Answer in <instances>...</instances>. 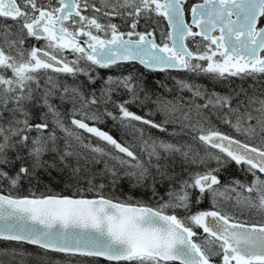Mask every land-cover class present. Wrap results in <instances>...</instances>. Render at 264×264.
Instances as JSON below:
<instances>
[{
  "label": "snow or ice",
  "instance_id": "6c2138e0",
  "mask_svg": "<svg viewBox=\"0 0 264 264\" xmlns=\"http://www.w3.org/2000/svg\"><path fill=\"white\" fill-rule=\"evenodd\" d=\"M160 19L168 31H161L157 42L156 29L147 22L159 27ZM29 40L36 43L28 45ZM123 63L213 79L252 78L254 84L223 95L178 80L180 91L190 97L152 100L132 74L108 76L99 95L58 79L83 74L95 83V69ZM257 81L264 85V0H0V241L115 264H217V258L219 264H264V223L242 221L228 210L231 205L264 215V179L258 175L264 174V87ZM117 89L129 99L113 102ZM55 99L72 101V128ZM146 101L162 120L129 110V104ZM108 103H114L118 114L107 107L99 111ZM37 109L42 115L33 122ZM102 116L138 133L141 154L97 126ZM213 118L233 134L222 131ZM137 123L160 132L178 125L179 131L174 128L170 135L187 133L204 151L187 142L145 139ZM57 130L64 133L63 148ZM79 130L98 143H85ZM74 144L87 150L91 160ZM49 153L55 154L51 161L45 159ZM72 158L75 167L69 163ZM177 158L187 178L170 174L168 161ZM81 159L84 165L103 163V172L88 178ZM110 160L124 169L123 177L134 181L133 187L151 178L153 196V170L168 179L167 199L161 197L158 206L150 207L131 197L104 195L105 185L94 183L97 175L110 174L113 188L122 178ZM232 163L253 181H223L222 172ZM61 164L72 176L86 178L88 188L78 187L75 195L15 194L23 181ZM92 192L88 198L86 193ZM205 199L212 206L201 210ZM181 210L185 215H178ZM18 255L15 248L0 249V257L10 256L12 264Z\"/></svg>",
  "mask_w": 264,
  "mask_h": 264
},
{
  "label": "trees",
  "instance_id": "16d2710c",
  "mask_svg": "<svg viewBox=\"0 0 264 264\" xmlns=\"http://www.w3.org/2000/svg\"><path fill=\"white\" fill-rule=\"evenodd\" d=\"M143 28V27H142ZM128 74H132L134 77L137 78V81L141 84L142 88L147 92L149 97L152 100L156 98V96H164L168 99H173L174 97L184 96L190 97L191 93L187 92L186 90L181 92L177 86L178 80H186L191 83H195L197 85L202 86L203 88L207 89L208 91L217 92L223 95H227L229 93H233V90H238L241 86L248 90L253 86L254 81L252 78H248L245 80H241L236 77H231L229 79H213L209 75L205 74H197V73H190L188 71H149L145 69L143 66L137 63H124L118 67H114L111 69H100L97 68L93 72V75L96 77L95 83H91L86 76L83 74L80 75L78 80L71 77H65L60 75L58 79L61 82H66L69 85H76L80 86L82 90L85 91L86 94L91 93L93 90L96 91L97 95H99V90L104 87V81L107 79L108 76L119 77L125 76ZM259 86L264 87V85H260L259 81L256 82ZM113 102H123L124 100L129 99V94L124 91L123 89H117L112 95ZM141 99H143V94L141 95ZM55 104L58 105V108L61 113H63V118L65 123L68 127L72 128L71 126V119H72V108L73 103L71 100H66L65 102L61 103L59 99H55L53 101ZM107 107L108 111H112L114 114H118V109L115 108L114 103H108L107 105H102L99 108L100 112L104 111V108ZM129 110L136 112L139 115H146L149 116L156 121H160L163 117L160 114H152L154 113V105L146 101L143 105L139 103H132L128 105ZM96 109H93L95 111ZM42 115V110L37 109L34 111L33 115V122H39ZM79 118V117H77ZM50 119V118H49ZM213 123L217 124L218 127L221 128L222 131L228 132L229 134H233L232 130L219 123V121L213 118ZM101 127L103 130L110 132V134L114 135L117 139L121 140L122 142H126L133 147V150L136 151L138 154H141V147L142 142L139 139V134L134 133L132 129H125L122 128L117 121H113L111 118L107 116H102L101 122L97 125ZM138 127H143L145 133V139L149 136L153 138H159L166 141L171 142H187L192 145L194 149L199 150L203 153L204 149L203 146L199 144L198 141H193L191 136L187 133L182 134L180 136L173 137L170 133L175 128L176 131H179L178 125H168V132H160L157 129H151L147 126L139 125ZM75 131L76 129L73 128ZM80 134H82L85 138V143H92L97 144L98 141L95 137L90 136V134L83 132V130H79ZM58 136L61 137L59 141V147L63 148L64 145V133L60 130H57ZM240 138V137H237ZM258 143V142H257ZM74 147L77 151L81 152L83 156H87L89 161L91 160V154L85 150L79 148L78 145L74 144ZM55 154L49 153L45 156L46 160L51 161L54 158ZM142 158L147 160V155L143 154ZM73 167L76 166V159L72 158L69 162ZM109 166H115L120 172L122 178L118 181V186L113 188L111 186V175H97L95 177L94 183L99 185L103 183L105 188L103 190L104 195L106 196H115L119 200H125L131 197L133 202H140L145 205L150 206H158V203H161L162 200L160 199L163 197L165 200L167 199L166 191L169 187L170 181L168 179H161L159 175L155 173L153 170V176H155V188L157 195L153 196V180L149 178L144 182L141 186L133 187L134 181H130L127 177H123L124 169H121L119 164L116 161H108ZM161 163H165V161H161ZM20 162L18 161L15 165L16 168L19 167ZM81 165L86 167L88 178L92 173L103 172L104 164H92L89 162L87 165H84L83 159H81ZM169 165V172L170 174L176 176L177 178H187V171L184 170L182 167V162L179 158L175 160V163L168 161ZM215 167V163L213 162L212 165ZM195 170L193 168H189L188 171ZM86 173L82 170L81 177H84ZM261 179L264 178L262 174H259ZM233 179H238L242 183L250 184L254 177L249 174L246 170H242L240 167L236 166L234 163L227 166V169L222 172V180L227 182ZM82 190L88 188L87 179L86 178H78L74 177L71 174V169L65 167L64 165H59L56 168H49L47 170H40L36 177L33 178L31 181L25 180L22 182V185L16 189L15 191L18 194L26 195L30 194L31 192H36L38 195L40 193H50V194H65V195H75L77 188ZM4 188L7 189V185H4ZM87 196H94L95 193H86ZM211 200L205 199L203 200L200 205L198 206L201 210H207L211 208ZM228 210L235 213V215L244 221H248L250 223L258 222L264 223V215H262L256 209H240L234 206L229 205ZM178 215H185V213L181 210L178 212ZM198 235H202L201 229H196ZM5 245H15L14 243H9L6 241H0ZM24 247L26 252L20 253L15 259V264H48V256L44 252L38 250L36 247L24 245L20 246ZM23 250L17 251L21 252ZM56 254L58 257V262H54L53 264H115L114 262H108L99 258H84V257H64L61 254ZM50 257V256H49ZM5 261V264H12L10 260L11 257H0ZM50 260V259H49ZM51 264V263H49ZM179 264V263H176ZM217 264H219V259L217 258Z\"/></svg>",
  "mask_w": 264,
  "mask_h": 264
},
{
  "label": "flooded vegetation",
  "instance_id": "af4514ba",
  "mask_svg": "<svg viewBox=\"0 0 264 264\" xmlns=\"http://www.w3.org/2000/svg\"><path fill=\"white\" fill-rule=\"evenodd\" d=\"M192 2H194V0H189V3H192ZM8 22L11 23V21H8ZM114 22L119 23V20L117 19V20H115ZM147 23H148L150 29H151V28H155V29H156L157 41L160 42V32H161V31H165V32L168 31L167 22H166L165 20H163V19H160V20H159V27H157L156 25L152 24L151 21H148ZM144 25H145V21H144V20H141L140 27H139V30H140V31H143V30H144ZM142 27H143V28H142ZM34 43H36L35 40H29V41L27 42L28 45H30V44H34ZM41 43H42V42H41ZM26 46H27V45H26ZM37 46H40V45L38 44ZM71 58H72V57L70 56L69 59H71ZM79 77H80V76H79ZM79 77H78V78H79ZM36 248H37V247H36ZM37 249L43 252V250H41V249H39V248H37ZM47 255H49L50 257L54 256L55 259L58 257V256H57L56 254H54V253H47ZM61 255H62V254H61ZM63 256H64V255H63ZM64 257L66 258V256H64Z\"/></svg>",
  "mask_w": 264,
  "mask_h": 264
},
{
  "label": "rangeland",
  "instance_id": "374dc122",
  "mask_svg": "<svg viewBox=\"0 0 264 264\" xmlns=\"http://www.w3.org/2000/svg\"><path fill=\"white\" fill-rule=\"evenodd\" d=\"M72 126V125H71ZM44 194H49V193H44ZM11 248H15L17 251H19V249L20 250H23V251H21V252H19V253H24V252H26V250H25V248L24 247H20V246H14V245H5V244H3V243H1L0 242V249H11ZM48 258L50 259H48V264L49 263H51V264H53L54 262H58V261H60V260H58V258H54V256H52V257H49L48 256ZM11 260V259H10Z\"/></svg>",
  "mask_w": 264,
  "mask_h": 264
},
{
  "label": "water",
  "instance_id": "95a60500",
  "mask_svg": "<svg viewBox=\"0 0 264 264\" xmlns=\"http://www.w3.org/2000/svg\"><path fill=\"white\" fill-rule=\"evenodd\" d=\"M170 70H175V69H170ZM88 198H92V197H88ZM151 207V206H150Z\"/></svg>",
  "mask_w": 264,
  "mask_h": 264
}]
</instances>
